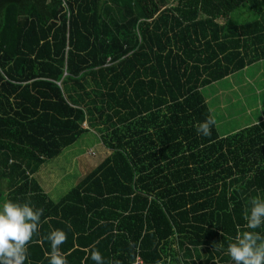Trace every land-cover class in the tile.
<instances>
[{"label":"trees","instance_id":"obj_1","mask_svg":"<svg viewBox=\"0 0 264 264\" xmlns=\"http://www.w3.org/2000/svg\"><path fill=\"white\" fill-rule=\"evenodd\" d=\"M261 59L264 0H0V205L43 209L26 264H49L55 229L68 264H232L263 122L195 125L205 88ZM92 129L110 153L51 199L36 173Z\"/></svg>","mask_w":264,"mask_h":264},{"label":"rangeland","instance_id":"obj_2","mask_svg":"<svg viewBox=\"0 0 264 264\" xmlns=\"http://www.w3.org/2000/svg\"><path fill=\"white\" fill-rule=\"evenodd\" d=\"M232 17L244 20L249 18V15L247 12L238 14L236 11ZM257 68H260V62L250 66L248 71H239L236 76L240 80H245L246 75L253 74ZM219 82V86L213 84L206 87L204 92L206 95L213 94L210 96V106L221 133L239 130L262 118L264 89L258 91V86L264 82V79L256 80L254 85L244 83L242 87L234 89H231L229 79ZM217 89L219 93L216 92ZM222 89L224 95L220 93ZM241 92H247L248 98L245 99ZM262 125L264 126V122ZM109 153L110 150L103 144L99 133L92 129L75 143L65 147L57 157L45 162L36 173V178L49 197L58 201Z\"/></svg>","mask_w":264,"mask_h":264},{"label":"clouds","instance_id":"obj_3","mask_svg":"<svg viewBox=\"0 0 264 264\" xmlns=\"http://www.w3.org/2000/svg\"><path fill=\"white\" fill-rule=\"evenodd\" d=\"M215 125V117L209 116L195 127L199 135L210 137ZM250 205L243 214L245 230L229 238L226 254L232 264H264V235L255 231L264 225V199L252 197ZM42 214L43 209L33 208L29 203L8 200L0 205V264H26L29 259L28 245L39 234ZM68 227L71 229L70 224ZM46 239L51 246L47 254L49 264H68L61 251V245L67 241L66 232L62 229L52 230ZM89 255L95 264H105L100 251L90 249ZM111 264H120V261L115 260Z\"/></svg>","mask_w":264,"mask_h":264},{"label":"crops","instance_id":"obj_4","mask_svg":"<svg viewBox=\"0 0 264 264\" xmlns=\"http://www.w3.org/2000/svg\"><path fill=\"white\" fill-rule=\"evenodd\" d=\"M263 61H264V59H261V60L256 61V62L253 63V64H256V63H259L260 62V68L259 69L257 68L256 71L253 74L246 75L247 77H246L245 80L238 79V76H236V75H238V72L239 71H237L236 73H233L230 76H228V78L225 79V80H228L229 79V81L231 82V84H230L231 89H234L236 87L237 88L242 87V85L244 83H251V84H253L254 82H256V80L261 81L262 79H264V65H263ZM253 64L247 65L243 70L248 71L249 67L252 66ZM217 82H219V81H217ZM217 82L215 83V85H218ZM261 89H264V82L258 86V91H261ZM217 93H219V89H217ZM220 93L222 95H224L223 89L220 90ZM241 94H242V96H244L245 99L248 98V93L247 92L246 93L241 92ZM261 101H262V99H261ZM256 121L257 122H260V123L261 122H264V114L262 115V118L261 119L259 118Z\"/></svg>","mask_w":264,"mask_h":264},{"label":"built area","instance_id":"obj_5","mask_svg":"<svg viewBox=\"0 0 264 264\" xmlns=\"http://www.w3.org/2000/svg\"><path fill=\"white\" fill-rule=\"evenodd\" d=\"M132 264H144V260L142 257L136 256V258L132 260Z\"/></svg>","mask_w":264,"mask_h":264}]
</instances>
